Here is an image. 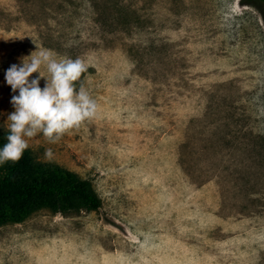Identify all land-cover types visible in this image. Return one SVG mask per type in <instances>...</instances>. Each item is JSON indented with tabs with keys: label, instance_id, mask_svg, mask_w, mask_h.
<instances>
[{
	"label": "rangeland",
	"instance_id": "rangeland-1",
	"mask_svg": "<svg viewBox=\"0 0 264 264\" xmlns=\"http://www.w3.org/2000/svg\"><path fill=\"white\" fill-rule=\"evenodd\" d=\"M38 46L88 64L75 86L100 110L29 148L102 205L0 225V264H264L260 3L0 0V137L19 95L6 71Z\"/></svg>",
	"mask_w": 264,
	"mask_h": 264
},
{
	"label": "clouds",
	"instance_id": "clouds-1",
	"mask_svg": "<svg viewBox=\"0 0 264 264\" xmlns=\"http://www.w3.org/2000/svg\"><path fill=\"white\" fill-rule=\"evenodd\" d=\"M87 70L83 59L58 58L53 51L39 46L23 58L22 65L10 66L5 79L19 95L11 100L15 111L8 115L9 135L0 148V164L18 162L29 148V139L38 133H43L49 143H56L68 131L97 117V100L82 84L78 90L75 86ZM33 73H39V77L30 80ZM44 78L46 85L41 88L40 79ZM53 158L52 150L47 149L45 159L50 162Z\"/></svg>",
	"mask_w": 264,
	"mask_h": 264
},
{
	"label": "trees",
	"instance_id": "trees-1",
	"mask_svg": "<svg viewBox=\"0 0 264 264\" xmlns=\"http://www.w3.org/2000/svg\"><path fill=\"white\" fill-rule=\"evenodd\" d=\"M244 1L261 4L264 25V0ZM8 135L9 131L0 137V148ZM101 205L90 180L58 163L38 160L30 148L18 162L0 164V225L22 223L43 209L66 214L97 211Z\"/></svg>",
	"mask_w": 264,
	"mask_h": 264
}]
</instances>
